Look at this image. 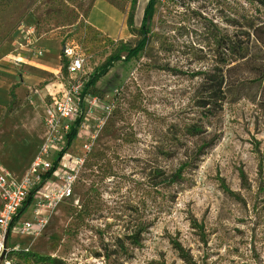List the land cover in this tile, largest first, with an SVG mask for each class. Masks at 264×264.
Segmentation results:
<instances>
[{"label":"rangeland","instance_id":"rangeland-1","mask_svg":"<svg viewBox=\"0 0 264 264\" xmlns=\"http://www.w3.org/2000/svg\"><path fill=\"white\" fill-rule=\"evenodd\" d=\"M148 1L132 9L131 0H0V71L20 67L6 56L18 25L35 21L59 52L69 46L87 56L97 75L116 46L141 39ZM107 5L121 24L111 23ZM92 12L118 35L94 29ZM253 19L264 25V6L250 0H157L144 50L86 92L100 101L65 153L81 157L94 138L73 195L34 243L10 237L7 246L61 264H264V46L248 29ZM235 42L247 57L222 67ZM61 58L59 82L67 77ZM219 68L226 99L202 104L213 83L197 74ZM34 105L0 109V162L16 176L41 142ZM33 216L30 203L19 219Z\"/></svg>","mask_w":264,"mask_h":264},{"label":"built area","instance_id":"built-area-1","mask_svg":"<svg viewBox=\"0 0 264 264\" xmlns=\"http://www.w3.org/2000/svg\"><path fill=\"white\" fill-rule=\"evenodd\" d=\"M17 30L24 38L19 49L28 48L31 52L35 51V55L41 56L42 50L37 48L39 26L36 23H21ZM61 52L66 60L67 77L60 81V91L55 96H50L51 101L43 108V133L35 156L21 176L14 175L0 163V256L4 253L2 264H17L18 260L11 255L20 251L30 252L29 247L20 248L19 245L9 248V238H26L34 243L42 235L53 212L73 195L74 186L93 145L90 141L94 138L87 137L88 142L82 145L81 157L69 160L64 154L52 174L46 177L54 168V161L61 151L60 144L74 122L78 118L85 120L90 117L100 101L84 93L92 73L88 67L89 58L75 51L74 47L65 46ZM109 104L103 106L106 113L113 109V105ZM83 126L84 123H80L78 138L82 137ZM29 198L34 216L28 220L15 219Z\"/></svg>","mask_w":264,"mask_h":264},{"label":"crops","instance_id":"crops-1","mask_svg":"<svg viewBox=\"0 0 264 264\" xmlns=\"http://www.w3.org/2000/svg\"><path fill=\"white\" fill-rule=\"evenodd\" d=\"M106 5V4H105ZM108 6V5H107ZM111 11V23L121 24L119 20L118 11L113 6H108ZM92 11H95L92 10ZM93 13H91L90 25L102 32L104 36L114 38L118 35L117 32L110 36L102 30L94 21ZM34 22H30L29 25H34ZM14 36V47H10L12 50L11 56L7 58L13 59L16 57V63H21L20 67L10 66L11 70L0 71V109H5L10 103L9 92L10 88L14 86V93L19 101H29V104H35L37 111L42 117L43 108L51 101L50 96H55L61 88V84L58 80V67L60 62V56L62 52H59V44L55 39H51L49 33L38 34L39 41L37 42V48L42 50V55L37 56L35 51L31 52L28 48L19 49L20 44L23 45L24 38L20 32H17ZM10 50V51H11ZM15 62V61H14ZM47 82L45 85L40 86V83ZM39 86V88H36ZM42 119V118H41ZM43 126V125H42ZM43 133V128H42ZM1 163V162H0Z\"/></svg>","mask_w":264,"mask_h":264},{"label":"trees","instance_id":"trees-1","mask_svg":"<svg viewBox=\"0 0 264 264\" xmlns=\"http://www.w3.org/2000/svg\"><path fill=\"white\" fill-rule=\"evenodd\" d=\"M136 1L137 0H131L130 7L132 9L134 8ZM250 1L256 2L258 5L264 6V0H250ZM156 4H157V0H149L145 7L143 18L141 20V25H140L141 39L137 42L136 46L132 49L127 48L124 44H119L118 46H116L115 50L109 56L106 57L101 72L97 75L94 74L89 77L85 86L84 93H86L89 89H95V86L98 83V79L104 76L115 63L117 62L128 63L131 60L137 58L138 54L144 50L149 39L148 38L150 33L149 22L153 17ZM253 23H254V19L252 20L248 29L252 30V35L256 38V41L259 42L262 46H264V32H262L264 28H260V27H264V25L256 26ZM259 31H260V35H259ZM245 50L246 48H244L239 42L232 43L228 52L230 55V59L228 61L226 60L223 63H221V66L226 67L233 62H239L240 60H244L248 55ZM122 54L125 55L123 56ZM61 64H62V70L66 72V60L63 57L61 58ZM197 75L203 76L204 83H210V82L213 83L211 92H209V90L204 91L205 96L201 100L202 104H211L212 101L215 102L218 101L220 104H222L226 99V92H225L226 85H225V76L223 74V71H221V68L212 70L211 74L203 73ZM9 97H10V103L7 108L11 109L19 101L14 93V86L10 88ZM80 123H81V118H78L72 125L70 132L65 137V144L54 161V168L50 172H48L46 177H49L52 174V172L57 167L60 158L67 152V150L70 149L72 143L76 140ZM180 173L181 172L178 171L175 174V177L178 178V176H180ZM30 203L31 200L29 198L25 202L23 207L18 211V213L15 216V219L20 218L22 216L25 209L30 205ZM11 256L16 258L17 260L18 258L22 260L30 259L37 264H61L59 260H56L54 258L39 256L36 254H32L31 252L20 251L14 253Z\"/></svg>","mask_w":264,"mask_h":264},{"label":"water","instance_id":"water-1","mask_svg":"<svg viewBox=\"0 0 264 264\" xmlns=\"http://www.w3.org/2000/svg\"><path fill=\"white\" fill-rule=\"evenodd\" d=\"M4 253L0 256V264H2Z\"/></svg>","mask_w":264,"mask_h":264}]
</instances>
